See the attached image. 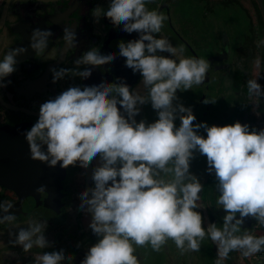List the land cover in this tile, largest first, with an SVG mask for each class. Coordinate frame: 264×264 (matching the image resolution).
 Returning <instances> with one entry per match:
<instances>
[{
  "label": "clouds",
  "instance_id": "obj_1",
  "mask_svg": "<svg viewBox=\"0 0 264 264\" xmlns=\"http://www.w3.org/2000/svg\"><path fill=\"white\" fill-rule=\"evenodd\" d=\"M154 2L111 0L103 14L113 26L123 25L121 31L139 34V39L120 41L118 48L125 67L142 77L147 95L130 89L121 77L91 87L70 86L44 102L37 121L22 133L30 158L52 169L58 164L63 169L77 165L88 169L95 158L102 161L92 170L94 188L79 193V210L92 214L88 226L97 237L81 264H139L136 248L150 246L160 252L169 240L181 254L199 252L206 237L216 245L215 264H224L231 252L254 257L264 252V235L255 236L247 229L242 235L237 233L249 218L264 226V129H250L239 121L222 127L194 123L193 109L180 103L177 93L202 85L209 63L185 58L183 46L174 47L167 38L157 37L167 17L147 8ZM95 12L99 17L100 8ZM50 35L51 31L35 30L32 40H39L31 48L43 53ZM75 39L65 29L68 49L75 47ZM26 52L24 47L14 48L0 60V89L11 83L7 78L16 71V57ZM115 59L114 53L101 55L92 49L75 63L99 68ZM254 63L259 69L260 59ZM51 72L53 83L67 74L63 68ZM91 74V69L73 73L85 79ZM259 78L247 81L248 97L257 115L264 98ZM149 102L158 119L138 123L135 117L140 106ZM203 103L216 101L205 99ZM201 129L206 138L199 134ZM195 153L206 157V170L218 182L216 204L224 212L220 227L210 222L205 227V217L197 211L204 185L190 172ZM11 207L7 201L0 205L4 213L0 224L16 219ZM46 227L45 221L21 228L14 244L25 253L34 246L50 247ZM65 258L63 250L44 252L35 258V264H62Z\"/></svg>",
  "mask_w": 264,
  "mask_h": 264
},
{
  "label": "flooded vegetation",
  "instance_id": "obj_2",
  "mask_svg": "<svg viewBox=\"0 0 264 264\" xmlns=\"http://www.w3.org/2000/svg\"><path fill=\"white\" fill-rule=\"evenodd\" d=\"M225 1L230 2L194 0V3L205 7L193 8L200 17L209 18L216 12L211 5L223 4ZM110 2L111 0H0V60L11 49H27L24 55L16 57V71L7 78L11 83L0 89V205L7 201L12 206L10 212L16 217L10 223L0 224V264H35V258L44 252L60 250L66 256L62 264H81L87 251L97 242V237L88 226L92 214L79 210V193L94 188L92 170L101 166L102 161L99 157L95 158L88 169H82L78 165L63 169L59 164L54 169L49 168L47 164L30 158V149L22 133L30 130L37 121L39 108L44 102L55 98L70 86L91 87L98 85L101 80L112 83L116 77H121L130 89L147 95L141 82L142 77L138 73L134 75L131 69L125 67V58L119 55L118 48L120 41L127 43L139 39V34L125 33L120 30L123 25L115 27L103 17ZM233 2L237 3L239 9L244 6L238 4L241 0ZM181 4L182 0H155L146 6L167 17L161 32L156 34L158 38H167L174 47L183 46L185 58H200L197 42L189 33L190 27L182 19L183 8L187 7H180ZM97 7L100 8L99 17L95 12ZM253 15L254 19L250 20L252 29L260 24ZM37 29L52 33L46 38L48 46L41 54L31 48V44L39 40V37L37 41L32 40V33ZM65 29L76 37L75 47L71 49L67 48L64 41ZM238 31L242 33H238V39L233 42L224 29H219V36L210 43L209 49L212 50L205 58L209 63L205 82L200 86H193L190 91L177 93L180 103L184 105V101H188L185 107H191L193 112L200 111L201 115L194 123L206 122L207 119L209 121L214 106L223 102L227 107L225 109H232L235 120L230 123V115L228 114L229 118L224 115L222 119L226 116L227 119L221 127L239 121L241 124H248L250 129H264V98L259 101L257 115L247 93V81L258 77L257 83L264 90V44L256 39L253 42L259 47H252L251 37L243 34V29ZM92 49L101 55L114 53L116 59L99 68L75 63ZM257 58L261 62L259 69L254 63ZM52 68L57 71L66 69L67 74L53 83ZM86 69L92 70L87 79L73 75ZM215 80L216 89L213 92L211 86ZM3 82L7 83V80ZM213 93L214 98L211 97ZM205 99L216 103L205 105ZM140 107V114L135 117L138 123L146 121L151 110L154 111L150 102ZM219 124L220 122L213 123L212 126ZM205 134L204 132L203 136L206 138ZM43 150L46 151V146ZM204 180L200 203L205 202L202 201L203 197L208 201L212 200L218 183L214 173L207 172ZM41 188L44 190L38 191ZM206 203L209 207L200 211L206 220L205 227L208 222L214 223L215 215L213 204ZM3 215L0 210V217ZM250 220H253V229H256L257 222L251 218ZM45 221L47 227L44 234L50 247L40 249L34 246L30 252L25 253L21 246L14 244L16 233L21 228L26 229L33 222ZM222 223L218 221L217 226H222ZM243 230L242 228L237 235H242ZM252 230L248 231L251 233ZM205 240L208 244L203 247L204 250L207 249L204 252L208 257L203 261L197 260V252L181 254L171 240L160 252H154L150 246H146L136 248L134 254L138 257L139 264H215L218 259L216 245L207 237ZM259 256L260 253L251 258H242L238 252H231L224 264L264 263Z\"/></svg>",
  "mask_w": 264,
  "mask_h": 264
},
{
  "label": "rangeland",
  "instance_id": "obj_3",
  "mask_svg": "<svg viewBox=\"0 0 264 264\" xmlns=\"http://www.w3.org/2000/svg\"><path fill=\"white\" fill-rule=\"evenodd\" d=\"M192 1L182 0V4L180 7H187V8H183L182 19H183V22L187 24V27H190L189 33L192 34L191 37L194 39V41L197 42L196 44L198 45V48L200 49V52H201L199 57L202 59H205L208 53H210L209 51L212 50V48L209 49V46H211L210 43H213V40L215 38H218L219 29H224V31L228 34L229 38L233 40L234 42L238 39V36H239L238 33L240 34L242 33L241 31H238V30L243 29L244 31L247 29V32L248 31L250 32V30L253 27L252 22L249 20V17L250 19L252 17V13H251L252 11H250L252 7H250L248 0H241V2L243 3V5L248 11L239 9V7L237 6V3H234V2H231V4L230 2L228 3V1H225L223 4L215 3L211 5V7H215L216 12L213 13L214 15L209 16V18L200 17L199 15H197V10H195L193 7H205V6L203 5L201 6L199 4L194 3V0ZM225 4L227 6H225ZM216 81L217 80H215L211 86L213 92L216 89V86H215ZM214 95L215 93H213L211 97L214 98L215 97ZM186 102L188 101H184V105H186ZM225 108L227 107H226V104H223V102H220L218 106H214V111L211 115L210 120L208 121L207 119L206 121L209 127H211L213 123H217V122H220L219 126H221L223 124V121L227 119V116L224 117L225 119H222V116L228 115V114L230 115V118L228 115L229 122L230 123L234 122L235 118L232 114L234 112L232 111V109L227 110ZM199 112L200 111L198 110L193 112L196 118L200 117L201 114L199 115ZM149 116L150 117L147 118L146 123H152L158 119L157 113L155 111L151 110ZM175 124L177 127H179L180 121L177 119L175 121ZM204 132L205 131L201 129L199 134L203 136ZM206 163H207V159L205 156H202L199 153H195V159L191 161V165H190V172L193 175H195L203 185H205L204 177L207 175ZM218 194L219 193L216 190L211 201L210 200L208 201L206 197H203L202 201H205V202L200 203L201 200L198 202L200 207L197 209V211H201L202 208L205 210L206 207H209V205L206 203L208 202L209 204H213L215 213L217 211L222 212V210H220L219 206H217L216 204ZM215 215L218 219H220V215H221L220 213L215 214ZM205 225H206V220H205ZM258 227L259 226H257L256 229H253L254 227H251L250 230L253 229L251 234L253 235L261 234L260 232H258ZM205 244H208L206 240L202 242L200 251L197 252L198 261H203L208 257L206 256L204 252L207 250V249L204 250L203 245ZM262 261L264 262V258Z\"/></svg>",
  "mask_w": 264,
  "mask_h": 264
},
{
  "label": "trees",
  "instance_id": "obj_4",
  "mask_svg": "<svg viewBox=\"0 0 264 264\" xmlns=\"http://www.w3.org/2000/svg\"><path fill=\"white\" fill-rule=\"evenodd\" d=\"M233 1L234 0H230V3ZM248 2L250 4V7H252L250 10V11H252L251 13L254 14L253 16H255V20L259 21L260 24L256 25V28L254 27L253 29H251L250 32L249 31L247 32V29L244 30L243 34L251 37L250 38V39H252L251 42H253V40L259 39V40H261V44H264V0H248ZM238 4H240V6L243 5V3H241V2ZM241 8L248 11L245 8V6H241ZM253 19H254L253 17H251V19L249 17V20H253ZM253 45L254 46H252V47H255V46L259 47L258 44H254V42H253ZM219 213L221 214L220 219H218L216 217V215H214V223H216V224L218 223V221L223 222V220H222V217L224 215L223 211H222V213L220 211H217L216 213L214 212V214H219ZM258 232H260L261 234H256L255 236L264 235V226H259ZM259 258L261 259V261L263 260L264 252L260 253Z\"/></svg>",
  "mask_w": 264,
  "mask_h": 264
},
{
  "label": "water",
  "instance_id": "obj_5",
  "mask_svg": "<svg viewBox=\"0 0 264 264\" xmlns=\"http://www.w3.org/2000/svg\"><path fill=\"white\" fill-rule=\"evenodd\" d=\"M253 225H254L253 220H250L249 218L245 220V223L242 225V228L249 230L251 227H253Z\"/></svg>",
  "mask_w": 264,
  "mask_h": 264
}]
</instances>
